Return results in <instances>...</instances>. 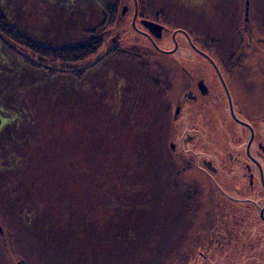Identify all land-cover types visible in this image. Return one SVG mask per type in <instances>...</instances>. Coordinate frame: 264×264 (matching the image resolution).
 Returning <instances> with one entry per match:
<instances>
[{"label": "rangeland", "instance_id": "374dc122", "mask_svg": "<svg viewBox=\"0 0 264 264\" xmlns=\"http://www.w3.org/2000/svg\"><path fill=\"white\" fill-rule=\"evenodd\" d=\"M162 1L204 39H192L194 48L135 39L121 14L81 66L114 48L125 55L100 60L81 80L28 67L0 40V264H256L252 207L236 200L251 195L235 163L249 135L229 118L218 71L236 115L260 122L264 0ZM111 2L0 7L22 36L60 48L83 43ZM232 39L243 47L239 69L222 58L221 41ZM202 78L212 92L195 104L186 94Z\"/></svg>", "mask_w": 264, "mask_h": 264}, {"label": "flooded vegetation", "instance_id": "af4514ba", "mask_svg": "<svg viewBox=\"0 0 264 264\" xmlns=\"http://www.w3.org/2000/svg\"><path fill=\"white\" fill-rule=\"evenodd\" d=\"M114 2H116V0H114ZM168 5L169 4L167 3L164 4L162 0H121L119 8H117L112 15L109 13L107 7L105 6L103 12L104 20L101 25H111V27H113L119 21V18H121V14H127L126 22H128V27L131 28V31L138 34V37L135 39H149L154 44H156L155 39H173L175 43H177V39H187L189 45L193 46L194 48V46L196 45L194 44L192 39H204L203 36L194 37L192 33L195 34L196 32H190L187 29L180 27L179 24H186V28H192L194 22L191 21L192 18L190 19V16L185 15L186 13L176 12L174 8H172L171 6L169 7ZM148 22H152L155 25H149ZM170 27L175 28V30H173L171 34L168 33ZM232 40L233 45L227 43L224 40L221 41L223 42V51L221 53L222 56H224L222 58L226 59V56L227 58H229V60H237L235 62L234 68L238 67L239 69L241 67L243 47L239 39ZM257 44L260 45V42H258L257 40L253 41L252 45L249 44V47L257 49L259 46ZM158 50L162 54L168 52V50H164L163 48H160ZM202 52L206 53L205 51ZM209 58L211 57L209 56ZM238 74L239 72L236 73L237 78L239 77ZM221 77H219V80L221 82V87L225 96V105L228 108V112L230 111L229 118L241 126L242 130L238 133L239 136L247 133L249 135V138H247L246 136L247 139L245 142L241 141L240 143L236 144L240 146L238 148H244L240 149L241 152L236 156L235 163L238 164L237 167H240V170L242 172V183H244V180L249 183L251 195L248 197H237L238 199L236 198V200H238L237 202L244 200L248 201V203H250L252 207L251 210L254 214L256 230V235L254 237L256 241V249L255 253L253 254V259L255 260L256 264H264V117L260 119V122L257 119L253 120L252 123L241 120L236 115L233 95L229 87L227 86L222 73ZM237 80L239 81V83H241V78H238ZM203 82H205V84L208 83L206 78H202L197 84V91L195 93H193L192 91L187 92L186 96L187 98H189L188 100L195 104H202L200 97L205 96V94L209 92H212L211 88H209V90L206 88V86H208L209 84H206L205 86ZM208 96L209 95H207L206 97ZM205 103H207L209 108L210 106H214L213 104H210V100ZM232 111L235 114L237 120L232 115ZM207 118L209 117H206V120ZM245 159H249L250 164H246ZM243 169L246 170L245 174ZM260 226H262L263 232L262 229H260ZM261 245L262 247H260Z\"/></svg>", "mask_w": 264, "mask_h": 264}, {"label": "trees", "instance_id": "16d2710c", "mask_svg": "<svg viewBox=\"0 0 264 264\" xmlns=\"http://www.w3.org/2000/svg\"><path fill=\"white\" fill-rule=\"evenodd\" d=\"M121 0L109 3L107 9L112 15L120 5ZM108 30V25H101L92 31H86L83 43L75 46L53 48L42 44L31 42L28 38L22 36L14 27H12L4 12L0 7V40L15 54L24 60V62L35 70L49 71L51 75L57 73L71 74L78 80L84 78L87 70L94 68L107 57L114 55H125L124 52L115 48L99 57L96 63L81 66L92 57L99 54L104 45V34ZM99 62V63H98ZM1 122V119H0ZM2 122L0 123V125Z\"/></svg>", "mask_w": 264, "mask_h": 264}, {"label": "water", "instance_id": "95a60500", "mask_svg": "<svg viewBox=\"0 0 264 264\" xmlns=\"http://www.w3.org/2000/svg\"><path fill=\"white\" fill-rule=\"evenodd\" d=\"M150 25H155L154 23H150ZM218 73H219V75H220V77H221V74H220V72L218 71ZM222 78V77H221ZM223 83H224V81H223ZM224 85H225V83H224ZM226 87V86H225ZM232 115L236 118V116H235V114L233 113V111H232ZM236 120H237V118H236Z\"/></svg>", "mask_w": 264, "mask_h": 264}]
</instances>
